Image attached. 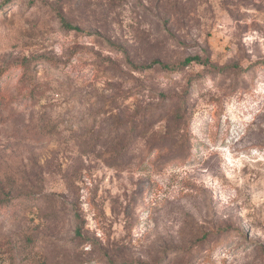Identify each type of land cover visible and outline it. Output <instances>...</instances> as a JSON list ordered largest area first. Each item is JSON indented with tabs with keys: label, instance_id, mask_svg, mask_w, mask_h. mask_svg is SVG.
<instances>
[{
	"label": "rangeland",
	"instance_id": "1",
	"mask_svg": "<svg viewBox=\"0 0 264 264\" xmlns=\"http://www.w3.org/2000/svg\"><path fill=\"white\" fill-rule=\"evenodd\" d=\"M0 6V264H264V0Z\"/></svg>",
	"mask_w": 264,
	"mask_h": 264
},
{
	"label": "trees",
	"instance_id": "2",
	"mask_svg": "<svg viewBox=\"0 0 264 264\" xmlns=\"http://www.w3.org/2000/svg\"><path fill=\"white\" fill-rule=\"evenodd\" d=\"M1 7H2V6H0V10H1ZM62 23H63V25H64L65 27H67V28L75 29V30H79L78 27H76V26H72V25L69 24L65 19H62ZM194 60H201V59H200V57H190V58H187V59L183 62V64H184V65H188V64H190V63H191L192 61H194ZM155 65H160L161 67L166 68V69H172V67H171L170 65L165 64L164 62H162V61H160V60H154V61H152L151 64H149V65H147V66H145V65H141V66H134V67H135L137 70H144V69H150V68L154 67ZM15 198H16V197H15ZM15 198H14V199H15Z\"/></svg>",
	"mask_w": 264,
	"mask_h": 264
}]
</instances>
